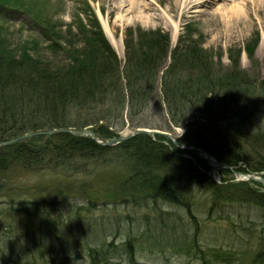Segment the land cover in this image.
I'll return each instance as SVG.
<instances>
[{
    "label": "rangeland",
    "instance_id": "1",
    "mask_svg": "<svg viewBox=\"0 0 264 264\" xmlns=\"http://www.w3.org/2000/svg\"><path fill=\"white\" fill-rule=\"evenodd\" d=\"M24 1L32 9V14L19 10L0 13V53L4 57H21L22 45L31 39L35 41L33 47L37 52L30 49L29 54L41 61L55 60L57 65L64 66L71 60L72 54L90 53L91 50L84 48L87 39L93 40L91 30H96L93 15L112 43L121 73L127 53L148 52L151 45L144 47L145 41L154 33L166 36L169 41L162 69L169 64L171 49L179 45L209 58L217 68L222 66L228 69L237 59L240 70L257 81L264 78V0ZM45 19L57 29L56 46L47 41ZM80 25L88 32L81 31ZM50 45L57 49H51ZM64 49H68L65 58L61 54ZM161 103V89L157 82L149 106L136 120L154 125L153 129L169 132L175 140L184 135L186 127L194 120L204 122L203 119L191 117L174 124ZM258 126L264 130L263 115ZM134 128L126 122L118 132L120 135L129 134ZM139 128L152 129L149 126ZM34 144L38 146V140ZM258 150L261 157L250 155V162L240 164L244 173L252 172L250 169L253 167H264V139L258 143ZM192 152L201 158L198 151ZM50 157L49 154L46 160ZM52 161L60 163L56 168L8 167L9 170L1 174L6 194L25 190L23 201L37 200L41 209L38 215L30 217L32 219L23 218L19 211L10 212L11 218L9 214L2 217L0 246L6 249L8 243L19 252L16 254L12 250V259L0 260V264H16L19 261L33 264V255L39 257L40 251L44 256L41 264H60L51 261L52 248L60 250L63 264H90V250L101 252L102 248H105L99 255L102 264H201L194 254L196 250H191L193 246L204 250L221 246L252 255L264 251V208L255 200L251 203L232 200L231 204L224 206V212L218 206L219 211L211 214L214 207H211L205 192L195 190L190 208L194 217L184 207L152 199L149 195L136 203L117 202L109 205L104 203V199L108 198L107 193L112 195L110 191L113 189L107 181L128 175L123 166H118V162L109 166V163L65 156L55 157ZM206 162L209 167L203 171L213 183L209 186L214 194L225 195L227 188L232 189L233 193L240 191L241 195L251 193L253 189L264 192V185L252 180L241 181L238 173ZM78 165L83 167L79 169L76 167ZM194 188L195 185H192ZM15 192L13 194H17ZM93 192L99 198L90 203L86 195L91 194L93 200ZM5 193L1 195L4 200ZM184 193L189 194L187 191ZM15 206L18 209L19 205ZM13 219L17 223L16 228L11 226ZM21 231H33V235L26 238ZM184 236H188L189 240L182 249ZM192 238L195 245L191 243ZM127 240H130L129 246H126ZM66 259L70 262H66ZM222 264H235V261H224Z\"/></svg>",
    "mask_w": 264,
    "mask_h": 264
},
{
    "label": "trees",
    "instance_id": "2",
    "mask_svg": "<svg viewBox=\"0 0 264 264\" xmlns=\"http://www.w3.org/2000/svg\"><path fill=\"white\" fill-rule=\"evenodd\" d=\"M24 2L0 0V13L9 9L31 13L32 9ZM92 17L96 30H91L93 40L87 39L84 48L91 50L90 53H74L64 66L57 65L55 60L41 61L29 54L30 49L37 52L33 47L35 41L31 39L27 40L26 46L22 45L21 57H4L0 53V141L37 130L62 127L80 129L87 126H91L100 138L110 139L118 136V131L125 125V118L133 127L154 128V125L140 123L136 118L149 106L158 73L162 71L159 78L161 98L169 120L174 124L191 117L204 121L198 122L199 119H196L186 127L184 135L178 139L181 143L202 147L214 158L232 166L250 162V155L256 158L262 156L258 143L264 139V130L259 128L258 122L261 121V115L264 116V78L257 81L240 70L237 59L228 69L222 66L217 68L210 63L209 58L179 45L171 49L169 64L162 69L169 41L166 36L154 33L145 41L144 47L151 45L148 52L127 53L121 73L116 54L95 17ZM44 25L47 41L56 46L57 29L46 19ZM78 27L88 32L82 25ZM50 48L57 49L53 45ZM61 54L65 58L68 49H64ZM36 140L38 146L34 144ZM227 146L230 148L226 149ZM0 151L2 221L5 214L11 218L10 212L16 211L22 213L23 218L32 219L30 217L38 215L41 209L37 200L23 201L25 190L6 194L2 183L3 171L6 173L8 167L56 168L60 162L52 161L53 158L64 156L109 163V166L118 162V166H123V170L128 173L125 178L107 181L113 189L110 191L112 195L107 193L108 198L104 199V203L109 205L117 202L136 203L149 195L152 199L184 207L194 217L190 208L195 190H203L211 207H214L211 214L219 211L218 206L224 212V206L231 204L232 200L246 203L255 200L264 208V192L257 189L241 195L242 192L233 193L232 189L227 188L225 195L214 194L209 186L212 182L203 171L209 167L207 162L195 152L182 149L159 134L154 139L147 134H139L122 143L103 147L90 137L60 132L28 137L23 142L1 147ZM183 153H188L190 158L183 156ZM49 154L51 157L46 160ZM76 167L81 169L83 166ZM238 170L243 171L244 168L239 166ZM250 170L260 171L264 167L257 166ZM195 175H198L197 178ZM192 185H195L194 189ZM3 192L5 200L1 197ZM91 194H87L86 198L90 203L96 202L99 196L93 192L95 196L92 200ZM16 204L19 205L18 209ZM13 222L11 226L16 228L14 219ZM7 229L10 230V226ZM21 234L27 238L33 235V231H21ZM32 239L35 240V237ZM187 240L188 236H184L182 249ZM191 243L195 245V239L192 238ZM127 245H130V240H127ZM6 247L2 249L0 246V260L12 259L15 247L12 248L8 243ZM103 250L105 248L101 252L90 250V264H102L99 255ZM191 250H196L194 254L202 264H222L224 261L264 264V251L252 255L221 246L208 250L193 246ZM18 252L16 249L15 253ZM42 253L38 252L39 257L33 255V264H41L44 259ZM60 254V250L52 248L51 261L63 264Z\"/></svg>",
    "mask_w": 264,
    "mask_h": 264
},
{
    "label": "water",
    "instance_id": "3",
    "mask_svg": "<svg viewBox=\"0 0 264 264\" xmlns=\"http://www.w3.org/2000/svg\"><path fill=\"white\" fill-rule=\"evenodd\" d=\"M57 132H66V133H69V134H72V135H79V136L89 135L100 146L114 145V144H117V143H119L121 141H126V140L130 139L131 137H134V136L139 135V134H148L149 136H153L155 134L164 135L171 142H173L176 145H179V142L177 140H175L174 138H172L171 134L169 132L160 131V130H156V129H146V128H135L129 134H125V135H123V136H121L119 138L110 139V140H100V139H98L97 136H96V133L91 128H83V129L59 128V129H52L50 131H36V132L30 133L29 135H33V134H48V133H57ZM17 140H19V138H12L10 140L1 141L0 142V146L13 143V142H15ZM181 148H184V149H187V150H191V151L192 150H196V151L199 152L201 158L204 159L205 161H208V162L214 163V164H219L220 166H224V167L232 170L234 173H238V174L241 173V175H244L248 179L259 181V182H264V177H262V176L257 177L254 173H248V172L244 173V172H236V171H234L232 169V166H230L229 164H227L225 162H222L220 160H217V159L211 157L210 154L206 150H204L203 148H201L199 146L181 144Z\"/></svg>",
    "mask_w": 264,
    "mask_h": 264
},
{
    "label": "bare ground",
    "instance_id": "4",
    "mask_svg": "<svg viewBox=\"0 0 264 264\" xmlns=\"http://www.w3.org/2000/svg\"><path fill=\"white\" fill-rule=\"evenodd\" d=\"M120 130H121V129H120ZM117 134H118L117 137L115 136V137L110 138V139L119 138V137L125 135V134L120 135L119 132H118ZM122 142H124V141H121V142H119V143H122ZM119 143H117V144H119ZM234 167H235L236 169H238V165H234ZM239 172H242V170H240ZM238 175L241 177L240 180H244V178H245V177H243L244 175H241V173H239Z\"/></svg>",
    "mask_w": 264,
    "mask_h": 264
}]
</instances>
